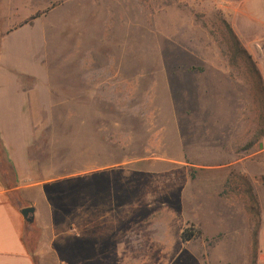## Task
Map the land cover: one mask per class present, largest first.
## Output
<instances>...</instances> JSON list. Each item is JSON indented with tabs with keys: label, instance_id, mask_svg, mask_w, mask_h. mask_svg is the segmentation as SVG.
I'll return each instance as SVG.
<instances>
[{
	"label": "rangeland",
	"instance_id": "obj_1",
	"mask_svg": "<svg viewBox=\"0 0 264 264\" xmlns=\"http://www.w3.org/2000/svg\"><path fill=\"white\" fill-rule=\"evenodd\" d=\"M242 4L0 0V125L17 165L0 136V178L36 209V264H118L124 227L161 216L145 210L151 190L170 240L154 264L200 249L203 264H264V156L245 158L264 140V101L227 28L264 85V0L249 1L254 21ZM147 156L162 160L133 162ZM184 228L200 234L181 243Z\"/></svg>",
	"mask_w": 264,
	"mask_h": 264
},
{
	"label": "crops",
	"instance_id": "obj_2",
	"mask_svg": "<svg viewBox=\"0 0 264 264\" xmlns=\"http://www.w3.org/2000/svg\"><path fill=\"white\" fill-rule=\"evenodd\" d=\"M241 1L243 3L242 11L241 12L239 11V14L237 16H242L250 21L259 20L254 15L252 11L253 9H251L249 5V1L251 0H241ZM17 86H18V91L21 92L22 90L20 88L19 83ZM34 90H32V92ZM23 92L25 91L23 90ZM34 125L35 124L32 122L31 130H30L33 136L32 140L34 139V134H35ZM0 136L2 142L4 143V146L8 150L10 157L13 160V157L11 156L10 147H8L7 145L6 137L4 135L1 125H0ZM24 148L27 150L28 148H30V145L25 144ZM253 155L260 157L264 156V140L258 144V149L256 151H254L249 156H246L245 158L252 157ZM161 160L162 158L160 157L147 156V157H140L133 162L136 164L156 165ZM241 160L242 159H238V160L235 159L232 163L234 165L240 164ZM133 162L131 161V158H129L123 161L122 165L124 166L131 165ZM124 169L125 168L123 167V170ZM152 170H154V168H152L150 171ZM19 172L20 171L18 170V174ZM98 172L99 170H96V172H92L91 175L94 176L96 175L95 173ZM124 175H126V173ZM210 175L211 174H207L206 177L210 178ZM119 184L120 183L116 184L117 188L119 187ZM147 185L151 187L152 184L149 182ZM109 187L108 189H110ZM137 188H143V185L142 184L135 185L134 189ZM129 189L130 188H128L127 190ZM14 191L23 192L24 190L22 185H18L10 188L0 178V264H36L34 257L29 250L28 242L26 239L28 222L26 221L25 217L21 212L23 209L22 205L17 204L12 197ZM148 191L149 190H146V192ZM129 193L130 191H128V194ZM146 195L148 199L145 204L146 205L145 210L152 211L153 213L156 214L160 213L161 216L159 217L158 220H153L149 223L138 221L136 223H132L128 225L126 228L124 227L121 244H119L116 248L118 264H154V262H156L160 258L162 259L164 258L163 256H159V258L156 257V253L160 252V250H162V253L160 252L161 255L165 253H166L165 256L168 255V250L170 249L169 230L168 228L165 227V223L162 217L163 207L159 206L154 202L157 196L154 190H151V194L148 192ZM148 196L150 197L153 196V198L149 199ZM133 207H134L133 210L139 211V209H143V206L140 204H136ZM130 210H131L130 206H127L128 213H130ZM218 213L220 214V212ZM181 232H179L178 236L180 242L183 243L180 237ZM219 233L220 232L217 231L207 235L206 233L203 232V236L218 237ZM192 241L194 240L192 239ZM192 241H188L189 244L192 243ZM164 245L165 247H163ZM217 250H218L217 247L212 248V253L214 254ZM201 251L202 250L200 249L198 250V252H192V251L189 252V264H203L204 261L209 260L208 259L209 256L207 254H203Z\"/></svg>",
	"mask_w": 264,
	"mask_h": 264
},
{
	"label": "trees",
	"instance_id": "obj_3",
	"mask_svg": "<svg viewBox=\"0 0 264 264\" xmlns=\"http://www.w3.org/2000/svg\"><path fill=\"white\" fill-rule=\"evenodd\" d=\"M227 28H228V31L231 35V38H232V41H233V44L235 46V50L238 54H241L244 56V58L246 59L247 63L249 64V67L251 69V72L252 74L254 75L257 83L259 84L260 86V89H261V93L263 95V101H264V85H263V82H262V77L259 73V71L257 70L255 64H254V61L252 60L251 56L246 52L245 49H243V47L241 46L238 38L236 37V35L234 34L233 30L231 29V27L229 25H227ZM29 223H27L28 225ZM199 232L196 231V230H192L191 228H184L181 232V241L183 243H186L188 241H191L192 239L196 238L197 236H199Z\"/></svg>",
	"mask_w": 264,
	"mask_h": 264
},
{
	"label": "water",
	"instance_id": "obj_4",
	"mask_svg": "<svg viewBox=\"0 0 264 264\" xmlns=\"http://www.w3.org/2000/svg\"><path fill=\"white\" fill-rule=\"evenodd\" d=\"M35 211L36 209L34 207H25L21 212L27 222H33L35 219Z\"/></svg>",
	"mask_w": 264,
	"mask_h": 264
}]
</instances>
